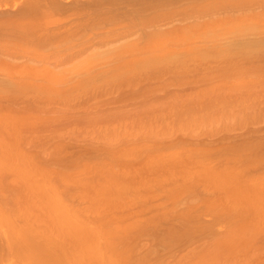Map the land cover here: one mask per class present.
<instances>
[{"label": "bare ground", "instance_id": "obj_1", "mask_svg": "<svg viewBox=\"0 0 264 264\" xmlns=\"http://www.w3.org/2000/svg\"><path fill=\"white\" fill-rule=\"evenodd\" d=\"M0 1V264H264V0Z\"/></svg>", "mask_w": 264, "mask_h": 264}, {"label": "rangeland", "instance_id": "obj_2", "mask_svg": "<svg viewBox=\"0 0 264 264\" xmlns=\"http://www.w3.org/2000/svg\"><path fill=\"white\" fill-rule=\"evenodd\" d=\"M2 2H3V1H0V3H2ZM16 2H17V1H16ZM14 3H15L14 0H9L8 5H12V4H14ZM9 10H10V12H11V11H14V6H11V7L9 8ZM7 11H8V10H7ZM7 11H6V12H7ZM0 12H1V11H0ZM8 12H9V11H8ZM69 15H70V14H69ZM69 15H68V17H69ZM65 16H66V15H65ZM65 16H63V17L65 18ZM66 18H67V17H66ZM22 60H23V59H22ZM20 62H21V61H20ZM197 83H198V84H197ZM197 83H194V84L191 83V84L187 85V86L190 88V91L193 90V89H195L196 86L199 87V88H202V87H203V85H202L203 82H202V83L200 82L201 84H200L199 82H197ZM174 85H175V84L171 85L172 88H171L170 85H169L170 88H169L168 86L165 87V88H167V89H166V92L162 91L163 89L158 90V93L156 92L155 95L158 97V94H159V96H160V94H161V97L163 98V96H166V95H167V96L170 95V94L173 95L172 93H174V91H175V93L178 94V92L181 91L182 89H184L183 91H185V92H189V91H186V88H187L186 85H184V87L181 88V89H179L176 85H175V86H176V87H175ZM192 85H194V87H192ZM198 85H201V86H198ZM174 87H175L177 90H176ZM179 87H180V86H179ZM185 87H186V88H185ZM197 87H196V88H197ZM205 87H206V86H205ZM189 88H187V90H189ZM203 88H204V87H203ZM172 89H173V90H172ZM174 89H175V90H174ZM178 89H179V91H178ZM164 90H165V89H164ZM169 90H171V91H169ZM176 91H178V92H176ZM161 92H162V93H161ZM179 93H180V92H179ZM181 93H182V91H181ZM171 95H170V96H171ZM167 96H166V97H167ZM166 97H164L163 99H165ZM153 99H154V98H153ZM155 99H156V97H155ZM157 99H158V98H157ZM159 99H160V98H159ZM125 100H126V99H125ZM130 100L132 101V99H130ZM130 100H129V101L126 100V103H125V101H124L123 103H125V104H123L122 102H121L122 104H120V103L118 102V104H117L118 106L115 104V107H116V106H117V107H121V106L125 107L126 105L129 106V104H132V102H130ZM128 102H129V103H128ZM133 102H134V101H133ZM119 104H120V106H119ZM17 105H19V104H17ZM20 105H22V104H20ZM124 105H125V106H124ZM110 106H111V109H112V108H113L112 105H110ZM110 106H108V107H110ZM113 106H114V104H113ZM262 123H263V124H262ZM255 124H256V123H255ZM258 125H259V126H258ZM63 126H64V125H63ZM65 126L67 127V125H65ZM253 126H254V125H253ZM61 127H62V125L59 126V130H62V129L65 130V129H66V127H65V129H64V127H62V129H60ZM255 127H256V128H255ZM257 127H259V128H257ZM67 128H68V127H67ZM254 128L257 129V131L254 130V132H257V133H258V132L261 131V133L263 132L262 135L264 134V122H263V121L258 122V123L254 126ZM234 129H237V128L235 127ZM251 129H252V128H251ZM44 130L46 131V130H48V129H43V131L40 130V132H41V133H45ZM63 130H62V131H63ZM246 130H247L246 128L241 129V127H238L237 130H234V131H236V132H234V131L232 130V133H231V134L228 133V135H227V133L225 134V132H224V133H220L221 131H220V132L218 131L219 133H217L216 135H214V134H213V135H208V136H206L205 138H201V139H202V140L204 139V140H203L204 142H206V141L209 142V143H207V142H206V143L208 144V146H209V145L211 146V147H209V149H210V148L212 149L213 146H214V148H215V142H216L217 144L220 143L221 140H222V141H225V143H226V141L230 142L228 139H226L228 136H229V139L231 138V140L233 141L232 138H236L238 135H240L241 133H244V131H246ZM241 131H242V132H241ZM46 132L48 133L49 130L46 131ZM230 132H231V131H230ZM239 132H240V133H239ZM248 132H249V131H248ZM245 133H247V132H245ZM261 133H260V135H261ZM218 134H219V135H218ZM222 135H223V137H222L223 139L221 138ZM226 135H227V136H226ZM232 135H233V136H232ZM236 135H237V136H236ZM244 135H246V134H244ZM212 136H213V138L215 139V141H214V139H212ZM230 136H231V137H230ZM240 136H241V135H240ZM208 137H209V139H208ZM210 137H211V138H210ZM217 137H218V139H217ZM219 137H220V140H219ZM225 137H226V138H225ZM238 137H239V136H238ZM206 138H207V139H206ZM201 139L198 140V142H200V143L203 142ZM211 139H212V141H211ZM216 139H217V141H216ZM240 139H241V138L239 137V140H238L237 142H239ZM205 140H206V141H205ZM218 140H219V141H218ZM235 141H236V140H234V143H233V144H235ZM7 142H8V141H7ZM9 142H10V141H9ZM210 142H211V143H210ZM228 142H227V143H228ZM11 143H13V142H11ZM11 143H10V144H11ZM200 143H198V145H199ZM212 143H213V144H212ZM222 143H223V142H222ZM222 143H220V145H221ZM3 144H4V143H3ZM14 144H16V143H14ZM202 144H203V143H202ZM211 144H212V145H211ZM217 144H216V145H217ZM236 144H237V143H236ZM0 145H2V144H0ZM7 145H9V144H7ZM200 145H201V144H200ZM13 146H14V145H13ZM67 146H68V145H67ZM71 146H72V147H71ZM74 146H75V145H74ZM218 146H219V145H218ZM4 147H5V146H4ZM10 147H11V146H10ZM16 147H17V146H16ZM68 147H70L71 149L68 148ZM68 147H67L68 149L66 148V150H67L68 152L71 150V152H72L71 154H76V153H74V152H75V151H76V152L78 151V148H75V150L73 151V149H74V148H73V145L70 144V143H69V146H68ZM203 147H204V144H203ZM205 147H206V146H205ZM2 148H3V147L0 148V149H1V150H0V155H1V152L4 151V153H2V155L0 156V167H1V168H4V167H5L4 165H6V164H8V163L11 162L10 165H11V167H12V169H13V164H14V162H13L12 160H11L10 162L7 160V158L10 156V155H9V152H6L5 150H2ZM26 148H28V147H26ZM26 148H25V151H28V150H29V152H27V153H29V154L33 153V151L35 152V149L33 150V148L29 149V148H30V147H29L28 150H26ZM76 149H77V150H76ZM211 149H210V150H211ZM7 150H9V149H7ZM9 151H10V150H9ZM16 151H17V150H16ZM30 151H31V152H30ZM12 152H13V151H12ZM14 152H15V151H14ZM23 152H24V151H23ZM5 154H6V155H5ZM15 154H16V153H15ZM33 154H34V153H33ZM69 154H70V152H69ZM16 155H18V154H16ZM31 155H32V154H31ZM11 156H12V154H11ZM20 156H21V155H20ZM23 156H24V154H23ZM14 157H16V156L14 155ZM21 157H22V156H21ZM4 158H5V159H4ZM10 158H11V157H10ZM16 158H17V157H16ZM16 158H15V159H16ZM24 158H25V157H24ZM24 158H22V159H24ZM12 159H13V158H12ZM25 159H26V158H25ZM25 159H24V160H25ZM31 159H32V158H31ZM42 159H43V158H42ZM44 159L46 160V162L49 160L48 158H44ZM44 159H43V160H44ZM27 160H28V159H27ZM27 160H26V161H27ZM45 160H44V161H45ZM14 161H15V160H14ZM17 161H18V160H17ZM28 161H30V160H28ZM44 161H43V162H44ZM5 162H6V163H5ZM15 162H16V161H15ZM18 162H19V161H18ZM22 162H23V161H22ZM4 163H5V164H4ZM20 163H21V162H20ZM41 163H42V162H41ZM1 164H2V165H1ZM27 164H28V162H27ZM24 165H25V164H24ZM42 165H43V163H42ZM15 166H16V165H15ZM26 166H27V165H26ZM28 166H29V165H28ZM135 166H137V164H136ZM7 167H8V166H7ZM138 167H139V166H138ZM1 168H0V172H4V173H6L5 176H4V173H3L4 178H5L6 176H9V175H10V172L12 173V171H13L12 169H10V171H9V173H8L7 170H5V169L3 170V169H1ZM18 168H19V166H18ZM18 168H17V169H18ZM133 168H135V167H133ZM25 169H26V168H25ZM139 169H140V168H139ZM256 169H257V168H256ZM8 170H9V169H8ZM29 170H30V169H29ZM250 170H251V169H250ZM18 171H19V170H18ZM18 171H16V172L18 173ZM251 171H252V170H251ZM251 171H250V172H251ZM254 171H256V170H254ZM252 172H253V171H252ZM17 173H15V174H17ZM256 173H257V172H256ZM256 173H254V175H255ZM12 174H14V172H13ZM15 174H14V175H15ZM20 174L23 175V173H20ZM248 174H249V173H248ZM258 174H259V173H257L255 176H257ZM252 175H253V174H252ZM16 176H17V175H16ZM247 176H249V175H247ZM247 176H246V178H247ZM10 177H11V176H10ZM14 177H15V176H14ZM23 177H24V176H23ZM249 177H252V178H253V176H249ZM7 178H8V177H7ZM0 179H1V178H0ZM16 179H17V178H16ZM18 180H19V178H18Z\"/></svg>", "mask_w": 264, "mask_h": 264}]
</instances>
